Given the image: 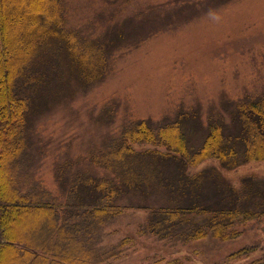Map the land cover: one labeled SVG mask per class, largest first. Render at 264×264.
I'll list each match as a JSON object with an SVG mask.
<instances>
[{
	"label": "trees",
	"instance_id": "trees-1",
	"mask_svg": "<svg viewBox=\"0 0 264 264\" xmlns=\"http://www.w3.org/2000/svg\"><path fill=\"white\" fill-rule=\"evenodd\" d=\"M108 71L104 44L67 26L65 0H0V264H103L119 257L131 238L106 251L103 230L135 208L122 204L134 192L161 193V205L135 208L146 214L138 233L159 239L232 241L240 226L264 216L262 182L242 179L239 190L223 189L215 168L187 173L209 161L225 171L264 161V93L230 103L227 123L220 112L208 117L193 150L186 132L201 126L195 114L177 110L157 123L129 122L87 156L58 160L57 192L45 187L37 176L47 152L38 120L74 95L72 81L87 92ZM210 180L223 189L211 203L203 196Z\"/></svg>",
	"mask_w": 264,
	"mask_h": 264
},
{
	"label": "rangeland",
	"instance_id": "rangeland-1",
	"mask_svg": "<svg viewBox=\"0 0 264 264\" xmlns=\"http://www.w3.org/2000/svg\"><path fill=\"white\" fill-rule=\"evenodd\" d=\"M223 1L65 0L67 26L104 44L109 71L87 92L78 90L76 80L72 81V89H77L74 95L38 120L36 132L47 143V152L37 162V176L45 187L57 192L53 168L58 160L87 156L129 122L149 119L157 123L173 117L177 110L195 114L201 126L186 132L193 150L204 137L208 117L220 112L227 123L230 118L225 110L230 103L264 93V0ZM111 31L120 35L115 41ZM134 149L164 150L150 145ZM212 168L221 174L223 189L226 184L239 190L242 179L264 184V161L232 171L209 161L187 173ZM223 189L214 188L210 180L203 196L211 203ZM143 192L130 193L122 204L135 208L162 204L160 192ZM135 208L125 209L103 230L106 251L125 237L132 240L123 254L103 264L264 261V216L240 226V236L232 241L184 242L139 234L146 214Z\"/></svg>",
	"mask_w": 264,
	"mask_h": 264
}]
</instances>
